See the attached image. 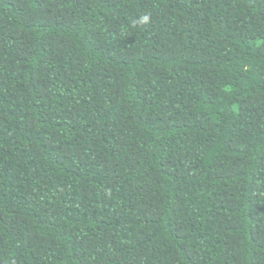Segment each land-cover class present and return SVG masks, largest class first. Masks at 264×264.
<instances>
[{
  "label": "trees",
  "instance_id": "obj_1",
  "mask_svg": "<svg viewBox=\"0 0 264 264\" xmlns=\"http://www.w3.org/2000/svg\"><path fill=\"white\" fill-rule=\"evenodd\" d=\"M0 264H264V0H0Z\"/></svg>",
  "mask_w": 264,
  "mask_h": 264
},
{
  "label": "clouds",
  "instance_id": "obj_2",
  "mask_svg": "<svg viewBox=\"0 0 264 264\" xmlns=\"http://www.w3.org/2000/svg\"><path fill=\"white\" fill-rule=\"evenodd\" d=\"M149 20V17L146 15L141 19V23L147 22Z\"/></svg>",
  "mask_w": 264,
  "mask_h": 264
}]
</instances>
